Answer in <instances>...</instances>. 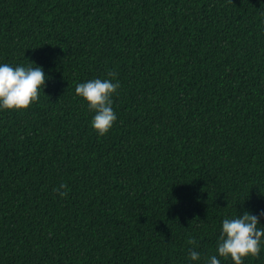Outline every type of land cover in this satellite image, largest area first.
Instances as JSON below:
<instances>
[{"label": "trees", "instance_id": "trees-1", "mask_svg": "<svg viewBox=\"0 0 264 264\" xmlns=\"http://www.w3.org/2000/svg\"><path fill=\"white\" fill-rule=\"evenodd\" d=\"M4 63L48 79L0 109V264H234L222 220L264 210V0H0Z\"/></svg>", "mask_w": 264, "mask_h": 264}, {"label": "clouds", "instance_id": "clouds-1", "mask_svg": "<svg viewBox=\"0 0 264 264\" xmlns=\"http://www.w3.org/2000/svg\"><path fill=\"white\" fill-rule=\"evenodd\" d=\"M36 65V64H35ZM113 79L117 73L107 74ZM48 79L41 66L31 64L15 66L0 64V109L26 110L39 100V91L45 87ZM120 87L119 81L112 79H91L76 84L75 93L88 103L89 111H94L91 126L100 136L106 135L113 127L117 115L112 104V96ZM67 185L61 183L53 191L59 196H67ZM259 217H264V210L259 215L245 211L235 218H224L217 241V252L220 257L228 258L234 264H244V259L251 255L259 257L261 244L264 243V227H258ZM188 244L195 245L196 240L189 238ZM189 258L200 259V253L190 249ZM207 264H221L216 255L209 257Z\"/></svg>", "mask_w": 264, "mask_h": 264}]
</instances>
